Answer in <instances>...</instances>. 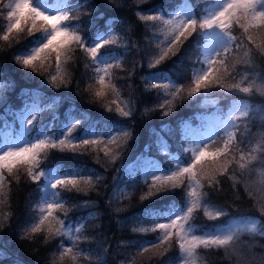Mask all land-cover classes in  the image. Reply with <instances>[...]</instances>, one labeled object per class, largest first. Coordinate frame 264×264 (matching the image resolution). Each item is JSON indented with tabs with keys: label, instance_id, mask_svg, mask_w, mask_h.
Wrapping results in <instances>:
<instances>
[{
	"label": "snow or ice",
	"instance_id": "6c2138e0",
	"mask_svg": "<svg viewBox=\"0 0 264 264\" xmlns=\"http://www.w3.org/2000/svg\"><path fill=\"white\" fill-rule=\"evenodd\" d=\"M85 7H92L89 0L77 5L71 4L70 0H14L7 4L5 0H0V17L8 22L0 39L6 42L16 39L19 42L21 34L32 36V46L14 55V61L25 70L41 74H44L42 70H45V65L53 61L56 74L48 71L44 82L56 89L67 88L70 81L61 74L64 64L73 60L78 53L81 54L86 61L85 68L93 67V78L97 86L92 94L96 99H103L109 93L117 92L110 76L112 69L119 67L120 57L114 49L120 44V38L113 31L95 30L92 20L103 19L102 14L93 18L91 13H85L89 16V31L83 32L82 21L75 13ZM137 15L142 21H160L169 28L172 36L154 63H149L150 68L170 59V55H175L183 40H187L193 33H198L207 41L206 58L199 74L195 75L191 88L185 90L183 85L174 83H151L152 80L167 78V74L163 72L154 73L146 81V85L151 84V88L157 90L158 96L161 95L159 89L166 90L162 102L152 109L160 112L161 119L171 114L174 101H184L185 95L182 94H186L191 103L199 95L216 88L223 89L225 94H251L254 91L251 83L242 86L241 81L229 85L225 83V79L237 64H247L254 50L264 56V0H221L206 9L199 18L187 4L181 5L180 10L168 18L163 14ZM234 28L240 30V37L233 35ZM36 33L41 35L36 37ZM240 52H243V57L237 59ZM113 61L117 63L113 64ZM244 79L248 77L245 76ZM89 90L91 91V86ZM25 95H29L27 90ZM59 99L60 97H56L52 103L42 105L37 97L32 96L31 102H25L23 109L15 114L20 120L22 130L18 137H7L0 144V190L6 183H10L8 177L20 168L25 169L29 181H42V185L37 184L40 200L34 210L38 222H33L24 235L31 238V234L46 232V241L59 237V261L75 262L78 257L88 258L79 249L84 224L77 226L69 218L70 209L66 207L67 201L61 193L84 191L82 185L94 189L93 177L97 181L102 177L94 169H88V175L85 176L84 168L62 170L59 166L42 168L41 165L53 151L70 153L75 158L94 155L97 163L100 162V153L103 152L105 157H110L114 162L124 146L119 137L122 135L131 138L123 118H130L133 109L128 107L125 110L120 101L102 103L99 105L101 108L117 116L116 122L106 130H98V122L92 121L87 113H82L79 117H67L60 128L50 134L52 125H42L41 114L52 110ZM0 102H3L2 95ZM245 109L246 106H234L227 113L201 117V125L197 129L192 128L189 123H183L175 148L160 132L151 130L156 136L158 153L166 157L168 163L167 166H162L152 158L148 154V145H145L144 152L137 158V166L143 174L141 183L146 188L140 200L150 201V205L145 208L143 216L134 219L139 220L142 225L150 226H141L134 231L158 233L154 241L139 246L138 254L151 252L162 257L175 247L179 252L177 264H197L198 249L223 248L230 251L239 241L242 231L257 230L259 221L256 220L233 223L209 231L197 228L192 222L200 210L211 220L227 216V207L211 203L210 193H221V180L225 178L233 181L232 187L235 190L241 181H237L231 174L233 165L245 170L252 160L257 159L251 152L246 154L239 147L240 144H246V140H237L239 122L242 117L247 116ZM161 131H168L167 126H162ZM210 145L215 147L210 148ZM175 153H180L184 158L181 159ZM128 175L132 179L131 168L128 169ZM15 179L19 180V177L15 176ZM248 194L255 199L252 192L249 191ZM173 199L180 201L183 206L171 205L169 202ZM89 203L81 201L73 207L88 206ZM57 210L63 212V219L55 215ZM259 211L264 214V202H261ZM7 219L5 217V222ZM161 220L166 222H160ZM3 227L4 222H0V230ZM197 231L201 234L197 235ZM104 252L106 254L107 250ZM241 260L242 264H246L243 257ZM90 264H104V261L97 259Z\"/></svg>",
	"mask_w": 264,
	"mask_h": 264
},
{
	"label": "trees",
	"instance_id": "16d2710c",
	"mask_svg": "<svg viewBox=\"0 0 264 264\" xmlns=\"http://www.w3.org/2000/svg\"><path fill=\"white\" fill-rule=\"evenodd\" d=\"M10 2H14V0H5V4ZM89 2L92 7L80 8L75 13L82 21L83 32L89 31V16L85 13H91L93 18L102 14L103 19L92 20V24L96 26L95 30L109 22L108 26L114 27L120 38V44L114 49L120 57V62L119 67H114L112 83L117 86L116 89L119 90V94L133 109V115L130 118H125L129 125L131 138L123 137L120 141L124 146L119 150L118 158L114 162L110 157L101 154L99 163L96 162L94 155L82 157L94 160L95 167L100 171L99 175L102 179L97 181L95 178L93 180L94 189L85 185L82 186L84 191L69 192V209L74 212L79 211L82 207L74 208L73 205L80 204L81 201L90 202L88 206L83 207L92 209L91 213L95 216L90 219L88 224L94 223L86 228V231H93L94 234L90 239L84 241L82 246L89 251L87 257L91 262L102 259L104 264H173L178 251L175 247L162 257H157L153 253L138 254L142 232L134 231V229L141 227L139 220L134 219L137 218L134 216L139 212L142 203L140 197L145 194L146 188L141 185L137 189L133 188L127 195L112 197L110 195L112 192L107 186L108 181L116 168V164L123 160L127 152L150 136L152 126L166 122L171 127L172 138L176 139L179 136L180 122H196L207 110L215 109L223 113L230 104L234 92L225 94L223 89H212L208 93L199 95L191 103L186 98V94H182L185 95L184 101L181 102L179 99L174 101L171 114L161 119L160 112L152 111V109L162 102L164 90L159 89L161 95L158 96L157 90L152 89L151 84L146 85V81L151 79L148 75L149 71L158 68V65L151 68L148 65L154 63L153 58H158L159 41L157 38L165 27L160 21H142L137 15V13L157 15L156 11L151 10L161 6V3L157 0H89ZM70 3L73 5L82 4L84 0H70ZM195 10L200 11L199 8H195ZM7 23L4 17H0V37L3 36ZM36 34L41 35L40 33ZM198 35V33H193L187 40H183L176 54L170 55V59H166L162 63L174 64L175 61L177 62V65L165 66L164 69L169 70L172 76L176 78L178 85H183L185 90L191 88L193 82L192 68L187 64L192 62L188 57V50L192 48V39ZM26 37V34H21L18 38L19 42L16 39L11 42L0 39V64L4 67L5 79L11 80L13 77H18L36 80L46 79L48 71L56 74L54 62L42 70L44 74H41L25 70L14 61L15 51L18 46L26 42ZM85 63L84 57L78 53L73 60L64 64V70L61 74L65 75L70 83L67 88L61 87L60 89L70 91L73 96L85 104L102 109L109 116H116V114L109 113L99 106L102 103L114 101L96 99L92 92L87 89L85 84L88 81L95 82V79L93 78V67L85 68ZM242 66L245 67L230 71L226 76L225 83L230 85L243 81L246 86L250 83L254 85V91L248 96L252 100L258 101L260 105L254 109L253 114L247 117L243 131L244 136L242 135V138L237 140H246L247 143L240 144L239 147L246 154L251 152L257 159L252 160L245 170H241L238 165H233L231 174L241 183L234 190L231 179H222L223 191L210 193V197L213 203L226 206L230 210V214H258L262 226H264V214L259 211L261 202H264V155H262L264 154V80L259 79L257 75L264 71V56L257 54L254 50L248 58V63ZM240 70L241 77L237 78ZM245 76L248 79H244ZM151 83L156 82L152 80ZM236 93L241 94L243 92ZM114 94L109 93L108 96L113 98L112 95ZM205 98L208 99L207 102ZM212 147L215 146L212 145ZM57 153L59 152L53 151L49 155L52 156ZM260 163L263 164L262 168H260ZM32 190V183L26 175H20L19 180L15 179L12 185V200L9 202V209L14 206L17 210L15 212H18L21 205L24 208L27 205L30 206ZM249 191L255 195L254 200L249 196ZM1 212L0 210V215L3 217ZM7 223L8 226H4L0 230V238L9 248L20 252L34 264H56L54 262L55 251L57 250L56 238L46 241V232L31 234V238L18 239L12 246L9 242V232L12 229L16 233L18 226L10 218H8ZM105 249L107 250L106 254ZM197 253L200 255V261L197 264H242V257L246 264H264V234L244 231L241 232L239 241L230 251L223 248H201L197 250Z\"/></svg>",
	"mask_w": 264,
	"mask_h": 264
},
{
	"label": "rangeland",
	"instance_id": "374dc122",
	"mask_svg": "<svg viewBox=\"0 0 264 264\" xmlns=\"http://www.w3.org/2000/svg\"><path fill=\"white\" fill-rule=\"evenodd\" d=\"M85 85H86V87H87L88 90H89V88H90V86H91V92H92V93H93L95 87L97 86V85H96V82H91V81H88L87 84H85ZM112 96H113V95H112ZM103 99L106 100V101H108V102L115 101L114 96H113V98H110V97L107 95V97H106V98H103ZM117 101H120V102H121V106L124 107V108H126V103H125L123 100L117 99ZM234 106H236V107H241L240 104H233L227 112H229ZM241 108H244V107H241ZM234 114H235V113H234ZM191 126L194 127V129H197V128L200 127V126H193V125H191ZM100 147L103 148L102 145H101ZM101 153H103V152H101ZM237 159H238V157H237ZM18 170H19V169H18ZM18 170H15V173H16ZM5 188H6V187H5ZM3 200H4V198H3V196H1V197H0V205L3 203ZM243 221H247V220H235V221H233V222L227 224V225L224 226V227H227V226H229V225H231V224H233V223H241V222H243ZM160 222H166V220H161ZM196 234H197V235H200L201 233H198V232H197ZM150 253H151V252H149V253H145V255H148V254H150ZM54 262H55L56 264H60L59 256L56 257V259H55Z\"/></svg>",
	"mask_w": 264,
	"mask_h": 264
}]
</instances>
